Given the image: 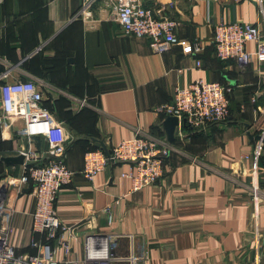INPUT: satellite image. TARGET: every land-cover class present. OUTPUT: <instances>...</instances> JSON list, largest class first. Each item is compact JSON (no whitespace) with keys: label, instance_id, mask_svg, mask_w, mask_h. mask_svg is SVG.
Segmentation results:
<instances>
[{"label":"crops","instance_id":"obj_1","mask_svg":"<svg viewBox=\"0 0 264 264\" xmlns=\"http://www.w3.org/2000/svg\"><path fill=\"white\" fill-rule=\"evenodd\" d=\"M85 1L0 0V73L10 68V80H33L63 94L48 104L65 122L66 162L76 175L60 191L56 211L78 239L59 260L83 264L84 236L107 233L116 264H130V257L138 264H264V195L254 198L253 161L245 158L257 146L255 136L264 135V63L254 60L243 69L221 62L213 44L222 22L257 24L264 36V0H142L178 24L179 43L164 54L122 32L116 0H95L90 19H74ZM194 41L204 46L199 55L192 53ZM247 49L255 52L256 44ZM198 80L230 90V118L200 131L180 122L170 143L167 115L157 109ZM23 128V122L9 128L0 122V194L12 209L17 252L36 253L31 243L43 237L32 230V186L18 184L24 163L3 161L21 154ZM138 134L173 148L156 184L132 192L124 177L131 164L113 162L86 180L84 156L96 146L91 138L111 147ZM28 141L48 150L41 137ZM258 167L264 187V151Z\"/></svg>","mask_w":264,"mask_h":264},{"label":"built area","instance_id":"obj_2","mask_svg":"<svg viewBox=\"0 0 264 264\" xmlns=\"http://www.w3.org/2000/svg\"><path fill=\"white\" fill-rule=\"evenodd\" d=\"M95 0H86L74 19H90V8ZM115 21L127 36L145 39L154 53L164 54L178 45L177 22L156 16L153 9L142 4V0H116ZM256 44V51L250 52L248 44ZM213 44L216 56L223 62H235L240 68H248L254 60L264 63V36L257 24L246 22H222L214 27ZM204 51L200 41L192 43V53ZM198 66L201 62H197ZM12 69L0 73V122L5 128L16 122H23L22 134L28 139L41 137L48 144V150H37L28 141L23 148L24 171L19 178L21 188L32 186L36 199L32 214V230L43 238L33 240L31 247L35 254L18 253L11 241L12 209L0 194V264H69L59 260L61 250L68 256L72 252L70 242L78 239L74 228L65 225L56 211V201L64 186L73 182L75 172L66 162L68 136L65 126L55 115L43 106L45 87L33 80H10ZM264 83V76L262 79ZM230 90L217 82L198 80L186 88H177L171 104L159 107L157 111L186 120V126L200 131L226 122L230 118ZM80 106L85 102L80 101ZM180 128V126H179ZM264 136V135H261ZM108 148L89 151L84 156L82 175L92 182L109 163H129L132 169L124 174L132 183V192L156 184L164 175V167L173 152L172 146L158 138L138 134ZM264 145L258 141L252 156L254 198L264 195V187L258 182L259 161ZM14 184V182H11ZM111 222V219H110ZM85 259L83 264H116L113 251V237L107 233L86 234L83 239ZM260 260H264V253ZM130 264H138L130 257ZM71 264H81L72 261Z\"/></svg>","mask_w":264,"mask_h":264},{"label":"water","instance_id":"obj_3","mask_svg":"<svg viewBox=\"0 0 264 264\" xmlns=\"http://www.w3.org/2000/svg\"><path fill=\"white\" fill-rule=\"evenodd\" d=\"M182 124L186 125V120L183 119ZM163 126L166 130L168 141L170 143H172L176 138V134H177V131H178L179 126H180V119L176 116L167 115V117L163 123ZM255 140L261 141L262 144L264 145V136L257 135V136H255ZM94 142L98 148L103 149L107 154L109 153L108 148L103 141L95 139ZM24 144H25V147L28 148V138H25ZM3 161L6 164H23L24 163V156L22 154H20L17 157L4 158Z\"/></svg>","mask_w":264,"mask_h":264},{"label":"trees","instance_id":"obj_4","mask_svg":"<svg viewBox=\"0 0 264 264\" xmlns=\"http://www.w3.org/2000/svg\"><path fill=\"white\" fill-rule=\"evenodd\" d=\"M221 61V60H220ZM221 62H223V61H221ZM227 63V62H226ZM229 63V62H228ZM61 99V98H60ZM229 99V98H228ZM56 100L55 99H53L50 95H47V96H45V98H44V101H43V106H45L47 109H49L54 115H55V117L60 121V122H62L63 124H65V122H63V120L62 119H60L58 116H57V114L55 113V111H54V109L52 108V106H50V104H48V103H51L52 104V102H53V104H54V102H55ZM91 139H93V140H95L94 138H91ZM97 149V147L95 146H93L92 148H90L89 150H87V152H89V151H93V150H96ZM99 149V148H98ZM86 152V153H87ZM85 153V154H86ZM31 191V190H30ZM24 253H26V251H24ZM28 253H30V254H35L34 252H28Z\"/></svg>","mask_w":264,"mask_h":264},{"label":"rangeland","instance_id":"obj_5","mask_svg":"<svg viewBox=\"0 0 264 264\" xmlns=\"http://www.w3.org/2000/svg\"><path fill=\"white\" fill-rule=\"evenodd\" d=\"M47 85H44L46 87L45 88V96L50 95L52 98H54L55 96L57 97V96L63 95L61 92H56V90H57L56 88H55L56 90H54L53 89L54 87L47 86Z\"/></svg>","mask_w":264,"mask_h":264}]
</instances>
